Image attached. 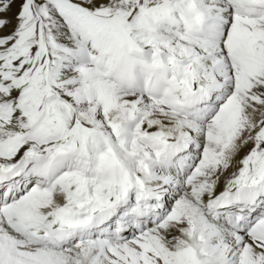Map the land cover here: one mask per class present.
<instances>
[{
    "label": "snow or ice",
    "instance_id": "snow-or-ice-1",
    "mask_svg": "<svg viewBox=\"0 0 264 264\" xmlns=\"http://www.w3.org/2000/svg\"><path fill=\"white\" fill-rule=\"evenodd\" d=\"M0 264H264V0H0Z\"/></svg>",
    "mask_w": 264,
    "mask_h": 264
}]
</instances>
